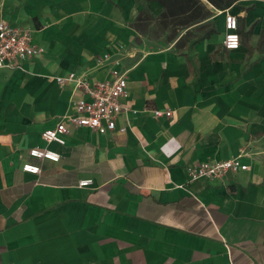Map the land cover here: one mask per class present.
I'll return each mask as SVG.
<instances>
[{
	"label": "crops",
	"instance_id": "1",
	"mask_svg": "<svg viewBox=\"0 0 264 264\" xmlns=\"http://www.w3.org/2000/svg\"><path fill=\"white\" fill-rule=\"evenodd\" d=\"M144 8L164 12L156 0H0V18L45 50L0 70V264H264V0L215 9L218 33L182 52L186 30L168 42L153 22L136 27ZM226 14L249 32L236 51ZM114 71L127 80L116 129L69 125L66 145L46 143L88 99L56 78ZM36 147L60 161L31 158ZM233 158L250 169L188 179Z\"/></svg>",
	"mask_w": 264,
	"mask_h": 264
},
{
	"label": "built area",
	"instance_id": "2",
	"mask_svg": "<svg viewBox=\"0 0 264 264\" xmlns=\"http://www.w3.org/2000/svg\"><path fill=\"white\" fill-rule=\"evenodd\" d=\"M225 37L223 46L228 51L239 50L242 41L238 32L239 22L237 16L226 14ZM45 50L32 44L31 33L20 27L8 23L0 18V70H12L20 63L43 55ZM106 59L109 55L105 56ZM112 81H102L95 84L83 78H77L75 74H70L68 78H56L60 85L68 81H75L76 88L88 99H79L76 102V112L74 115L66 117L55 129H50L42 134L46 143H57L66 145L65 135L69 133V125L88 127L100 134H106L116 129V119L125 111L123 100L126 97L127 80L125 75L119 71H114ZM54 78H49V81ZM175 113L171 110L162 112L155 111L156 118L167 117L173 119ZM30 157L40 161H50L58 163L60 154L47 148H32ZM250 167L241 163L240 158H233L218 162H203L195 167L187 169V176L190 182L200 179H223L230 172L249 170ZM23 171L33 175H38L41 168L35 164H25ZM92 184V180L80 181L81 187Z\"/></svg>",
	"mask_w": 264,
	"mask_h": 264
},
{
	"label": "trees",
	"instance_id": "3",
	"mask_svg": "<svg viewBox=\"0 0 264 264\" xmlns=\"http://www.w3.org/2000/svg\"><path fill=\"white\" fill-rule=\"evenodd\" d=\"M159 1L163 7L164 12L155 17L150 13L148 8H144L138 17L136 27H140L143 22H153L162 35H165L167 41L170 42L177 39L179 32L186 30V33L180 38L177 43L178 49L185 50L191 49L196 44L210 39L213 35L217 34L215 22L211 20L213 12L210 10L209 5L216 10L225 11L230 9L240 0H156ZM252 9L248 8V10ZM209 22L190 31L194 25ZM239 20V34L241 41L248 45L249 32L245 31L244 21ZM168 28L170 31H168Z\"/></svg>",
	"mask_w": 264,
	"mask_h": 264
},
{
	"label": "rangeland",
	"instance_id": "4",
	"mask_svg": "<svg viewBox=\"0 0 264 264\" xmlns=\"http://www.w3.org/2000/svg\"><path fill=\"white\" fill-rule=\"evenodd\" d=\"M203 1H204V0H203ZM209 8H210V9L212 10V12H213V16H212V18H211V20H212V22H213V21H215V19H216V15H217L216 13H217V12L215 11V9H214L213 7L209 6ZM168 31H170L169 28H168ZM158 33H159V32H158ZM153 34H157V33H153ZM158 35H159V34H158ZM166 39H167V38H166ZM181 52H182V50H181Z\"/></svg>",
	"mask_w": 264,
	"mask_h": 264
}]
</instances>
